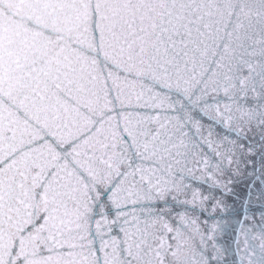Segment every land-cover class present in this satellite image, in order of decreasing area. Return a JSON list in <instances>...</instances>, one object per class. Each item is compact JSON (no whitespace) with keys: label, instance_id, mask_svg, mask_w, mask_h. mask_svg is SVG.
I'll list each match as a JSON object with an SVG mask.
<instances>
[{"label":"water","instance_id":"1","mask_svg":"<svg viewBox=\"0 0 264 264\" xmlns=\"http://www.w3.org/2000/svg\"><path fill=\"white\" fill-rule=\"evenodd\" d=\"M0 264H264V0H0Z\"/></svg>","mask_w":264,"mask_h":264}]
</instances>
